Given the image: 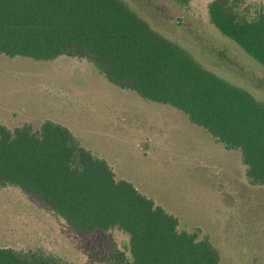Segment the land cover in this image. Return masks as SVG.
Instances as JSON below:
<instances>
[{"label":"trees","instance_id":"1","mask_svg":"<svg viewBox=\"0 0 264 264\" xmlns=\"http://www.w3.org/2000/svg\"><path fill=\"white\" fill-rule=\"evenodd\" d=\"M168 1L184 7L192 0ZM208 15L264 66V6L211 0ZM0 54L87 60L108 82L180 110L226 149L239 150L250 182L264 185V100L206 67L127 0H0ZM7 185L39 200L76 233L125 234V248L111 254L116 264L220 263L208 236L181 229L177 216L52 120L38 129L0 123V187ZM0 264L63 263L41 250L0 245Z\"/></svg>","mask_w":264,"mask_h":264},{"label":"rangeland","instance_id":"2","mask_svg":"<svg viewBox=\"0 0 264 264\" xmlns=\"http://www.w3.org/2000/svg\"><path fill=\"white\" fill-rule=\"evenodd\" d=\"M127 1L206 67L264 100V66L210 22L211 0L184 7ZM246 2L264 6V0ZM46 120L68 127L118 178L177 216L181 229L208 236L219 264H264V185L250 182L239 150L226 149L180 110L108 82L87 60L0 54V123L38 129ZM127 241L118 230L76 233L19 187H0L1 246L41 250L63 264H116L111 254Z\"/></svg>","mask_w":264,"mask_h":264}]
</instances>
